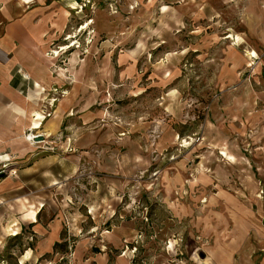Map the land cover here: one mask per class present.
Here are the masks:
<instances>
[{"label": "rangeland", "instance_id": "obj_1", "mask_svg": "<svg viewBox=\"0 0 264 264\" xmlns=\"http://www.w3.org/2000/svg\"><path fill=\"white\" fill-rule=\"evenodd\" d=\"M35 8L49 83L0 175V264L263 258L264 0Z\"/></svg>", "mask_w": 264, "mask_h": 264}, {"label": "crops", "instance_id": "obj_2", "mask_svg": "<svg viewBox=\"0 0 264 264\" xmlns=\"http://www.w3.org/2000/svg\"><path fill=\"white\" fill-rule=\"evenodd\" d=\"M45 1L48 0H0V171L4 170L3 174L16 169V158L28 159L32 144L24 134L27 129L39 128L43 118L33 104L43 99L45 91L41 93L40 88L49 83L39 45L43 40V30L39 29L43 17H35L32 12ZM30 5L33 7L27 12ZM22 6H25L22 11H17ZM37 161L29 162L23 171L27 172ZM9 177L1 183L10 180ZM216 262L227 264L225 259ZM257 263L264 264V256Z\"/></svg>", "mask_w": 264, "mask_h": 264}, {"label": "bare ground", "instance_id": "obj_3", "mask_svg": "<svg viewBox=\"0 0 264 264\" xmlns=\"http://www.w3.org/2000/svg\"><path fill=\"white\" fill-rule=\"evenodd\" d=\"M91 22H92V21H91ZM91 22H87L86 25L83 24V25H82V29H85V28L89 25V23H91ZM66 48H68V47H62V50H63V49H66ZM252 54H254V52H253ZM38 127H39V125H38ZM34 129H35V128H34ZM31 137H32V138H31ZM34 137H35V136L29 135L28 137L25 136V139H26V140H29L30 138L33 139Z\"/></svg>", "mask_w": 264, "mask_h": 264}, {"label": "trees", "instance_id": "obj_4", "mask_svg": "<svg viewBox=\"0 0 264 264\" xmlns=\"http://www.w3.org/2000/svg\"><path fill=\"white\" fill-rule=\"evenodd\" d=\"M20 238V233H16L15 235H13L12 239L16 240V239H19ZM59 242H54L53 243V248L56 247V246H59Z\"/></svg>", "mask_w": 264, "mask_h": 264}, {"label": "built area", "instance_id": "obj_5", "mask_svg": "<svg viewBox=\"0 0 264 264\" xmlns=\"http://www.w3.org/2000/svg\"><path fill=\"white\" fill-rule=\"evenodd\" d=\"M0 173H4V170H1ZM6 174L15 175V169H9Z\"/></svg>", "mask_w": 264, "mask_h": 264}, {"label": "water", "instance_id": "obj_6", "mask_svg": "<svg viewBox=\"0 0 264 264\" xmlns=\"http://www.w3.org/2000/svg\"><path fill=\"white\" fill-rule=\"evenodd\" d=\"M3 173H0V175H2Z\"/></svg>", "mask_w": 264, "mask_h": 264}]
</instances>
